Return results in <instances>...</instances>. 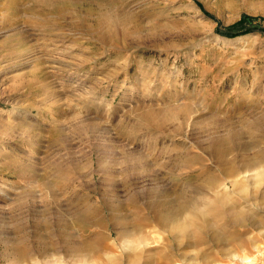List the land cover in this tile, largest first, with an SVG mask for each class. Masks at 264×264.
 I'll list each match as a JSON object with an SVG mask.
<instances>
[{"label": "rangeland", "instance_id": "374dc122", "mask_svg": "<svg viewBox=\"0 0 264 264\" xmlns=\"http://www.w3.org/2000/svg\"><path fill=\"white\" fill-rule=\"evenodd\" d=\"M263 151L264 0H0V264H242L153 207Z\"/></svg>", "mask_w": 264, "mask_h": 264}, {"label": "bare ground", "instance_id": "6f19581e", "mask_svg": "<svg viewBox=\"0 0 264 264\" xmlns=\"http://www.w3.org/2000/svg\"><path fill=\"white\" fill-rule=\"evenodd\" d=\"M213 150L216 156L228 153L219 143ZM217 169L221 177L209 179L204 188L194 189V199L182 196L176 203L163 202L154 206L158 212L155 222L161 228H168L176 239L185 240L192 246L202 243L203 233L210 230L217 245L224 243L216 258H228L242 264H264V151L245 165L235 167L219 163ZM228 218L229 227L239 230L238 237L224 239L216 230L218 223ZM144 231L142 225L136 224L121 234L126 238L123 248L129 251L128 254L131 252L130 260L134 264L139 258L138 250L143 251L148 244L144 240ZM68 254L73 256L72 264H83L90 258H100L101 254L108 259L114 257L111 251L86 244L69 249ZM206 258L214 261L213 256Z\"/></svg>", "mask_w": 264, "mask_h": 264}, {"label": "trees", "instance_id": "16d2710c", "mask_svg": "<svg viewBox=\"0 0 264 264\" xmlns=\"http://www.w3.org/2000/svg\"><path fill=\"white\" fill-rule=\"evenodd\" d=\"M248 20H249V18H243V20H241L239 24H244ZM249 33H250V31H244L238 35H233L232 33H227V37H229V38L242 37V36H246Z\"/></svg>", "mask_w": 264, "mask_h": 264}]
</instances>
